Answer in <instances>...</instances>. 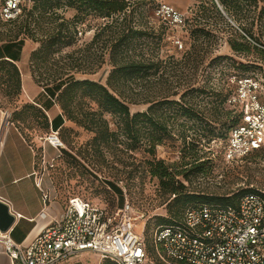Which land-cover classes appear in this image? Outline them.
Wrapping results in <instances>:
<instances>
[{
  "label": "rangeland",
  "instance_id": "rangeland-1",
  "mask_svg": "<svg viewBox=\"0 0 264 264\" xmlns=\"http://www.w3.org/2000/svg\"><path fill=\"white\" fill-rule=\"evenodd\" d=\"M140 1L145 2L139 9L141 15L134 13L132 21L148 35L140 39V43H143L140 46L137 45L136 49L130 53V57L149 63L157 62L160 71L155 76L151 75L147 81L132 85V91L129 89V92L136 94L140 99L169 94L178 100L179 95L185 91L187 93L180 102L192 104L203 118L201 122L185 118H180L177 122L184 120L189 128L193 124L194 127L202 130L199 134L210 127L214 128L216 133L223 134V137L216 136L207 140L200 136L194 137L193 130L187 129L185 143L179 137L181 128L175 124L172 129L175 133V141L167 140L157 146L154 152L156 160L162 161L171 170L174 168L178 170L185 162H191V153L188 148L191 141L196 140V154L202 163V172L189 173L186 180L181 176L178 177L187 191L214 197L229 196L248 189L263 192L264 151L253 152L240 160L227 161L223 155L224 139L228 133L225 129L229 121L236 116L225 103L218 108H215V103L219 102L217 95L222 98L229 91L226 82L229 74L236 69L242 73L247 72L244 70L264 68V61L259 60V56L254 51L249 50L246 55H240L230 49L228 40L236 36L234 33L230 34V29L227 28L228 16L220 11L215 1L214 4L221 15L210 11L207 0H186L187 6L175 4L174 0ZM161 2L173 5L183 14L184 27H170L156 19L154 8ZM30 4L31 1L25 0L24 6L28 7ZM201 6L208 10L204 9V11ZM262 6H264V0H258L255 7L253 5L246 7L249 10L248 18L240 21L248 24L254 18L253 30L258 38L264 41V18L258 21L256 19ZM58 14L70 20L76 14V10L65 8L59 10ZM83 17V22L76 25L75 42L72 46L64 48L62 54L73 51L72 56L78 58L77 62L82 69L94 70L88 73H76L77 78H89L105 84L111 70L109 54L104 53L103 62L97 68L99 49L94 47L87 51L86 45L94 32L102 25L112 24L111 29L115 30L122 15L101 18L95 12L88 11ZM13 28H15L14 23L0 20V42H5L6 32ZM195 29L210 31V36L196 40L194 33L191 32ZM177 39L182 43L181 49L174 43ZM25 42L35 44L29 39H24L23 45ZM69 60L65 58L58 65L66 64ZM256 63L258 64L254 65ZM240 64L244 67L240 68ZM27 66L31 73L29 63ZM41 77H44V73ZM31 78L38 87L39 98L49 101L42 87V81L38 85L33 77ZM2 88L0 86V106L3 109L13 112L20 110L24 104H32L20 101L22 95L25 97L22 89L20 95L13 98L5 96ZM125 92L129 95L128 90ZM128 106L131 113L145 110L147 107L146 104H128ZM53 107L59 109L57 104ZM224 111H230L229 117L224 114ZM26 112L30 115L15 124L28 141L36 139L40 142L39 147L35 149L34 168L37 175L45 176L47 179L48 194H51V197L63 206L66 205L69 197L76 196L101 206L109 212L127 201L134 211L143 212L145 215L146 224L145 220H141L135 225L134 231L143 236L148 248L149 261L157 264L158 256L152 243L153 232L159 224L158 218H169L170 215L166 203H163L166 196L158 179L148 172L153 156L149 155L144 148L130 151L124 145L111 146L98 151L91 143L93 134L65 118L61 127L55 131L62 146L58 149L49 148L48 141L52 135L50 128L43 126V118L33 110H26ZM59 113H61L60 109ZM181 213L182 211L179 216ZM102 258L99 253L85 251L72 256L65 264L107 263Z\"/></svg>",
  "mask_w": 264,
  "mask_h": 264
},
{
  "label": "trees",
  "instance_id": "trees-1",
  "mask_svg": "<svg viewBox=\"0 0 264 264\" xmlns=\"http://www.w3.org/2000/svg\"><path fill=\"white\" fill-rule=\"evenodd\" d=\"M30 1V6H22L21 13L16 19L8 21V23H14L15 28L6 32L4 47L12 50L13 54L8 56L9 59H0V86L3 87L2 92L5 96L15 98L20 95V72L14 62L17 61L24 39H29L37 44L36 48L29 54L31 75L38 85L42 81V87H44L49 99L48 107H42L46 111L49 107L57 104L61 113L49 121L41 107L34 104H24L20 110H14L11 113V122L17 123L20 120H24L30 115L26 110L31 109L43 118V126L50 128V131L58 130L65 118L84 130L91 132L93 134L91 143L98 151L116 145H124L130 151L144 148L149 155L153 156V160L149 163L148 172L151 176L158 179L163 194L166 196L163 203H166L167 211L170 215L169 218H158L159 224L155 228L180 224L185 210L199 204L234 206L242 196L254 192L264 197L263 192L253 189L220 197L187 191L178 177L181 176L186 180L189 177V173L197 174L202 172V163L196 154V140L191 141L190 148H188L191 153V162H185L180 166V169L176 170L174 168L171 170L162 161L156 160L154 155L155 148L167 140L175 141V133L172 131L175 124L181 128L179 137L185 143L187 142V129L193 130L192 135L194 137L200 136L207 140H211L216 136L223 137V134L220 132L216 133L214 128L211 127L206 128L204 132L199 134V131L202 130L194 127L193 124L189 128L184 123V120L177 122L180 118L193 121L200 120L201 122V118H203L202 114L196 111L192 104L180 102L187 93L185 91L179 95L178 100H175L169 94L140 99L137 98L136 94L129 92V89L132 91V85L145 82L151 75L155 76L160 71V66L157 62L149 63L130 57V53L136 49L137 45L140 46L143 43H140V39L148 35L145 30H141L132 21L134 13L137 12L141 15V10L139 9L144 5V1ZM207 1L211 12L214 11L219 15L220 11H222L237 26L235 28L227 24L230 34L234 33L236 36L228 40L230 49L240 55H246L249 50L254 51L259 56L258 59L264 61V49L247 39L249 38L256 44L264 46V41L260 40L253 30L254 18L248 24L240 21L248 18L249 10L246 7L251 5L255 7L258 0H216L221 7L220 11L217 10L214 4L215 0ZM65 8H74L76 10V14L72 19H64L61 14H58L59 10ZM201 9L207 8L201 6ZM88 11L95 12L101 18H112L116 14L122 15L121 21L117 24L115 30L112 31V24L106 23L102 25L94 32L91 40L86 45L87 51L94 47L99 49L97 68L103 62L104 53L108 52L109 54L111 70L107 75L105 84L89 78H77L75 76L76 73H88L94 70L82 69L77 62L78 58H73V51L62 54L64 48L72 46L75 42L76 25L83 22V15ZM263 18L264 6L260 8L256 19L258 21ZM191 32L194 33L196 40L210 36V31L206 32L201 29H195ZM65 58L70 59L69 62L58 65ZM239 67L243 68L244 66L240 64ZM41 70L43 72H40ZM263 70L264 68L261 67L244 70L247 72L242 73L238 72L237 69L233 72L242 75L252 71ZM42 73H44L43 78L41 77ZM36 75L37 78L35 79ZM126 90H128L129 95L126 94ZM217 98L219 102L215 103V108L225 103L226 96L220 98V95H217ZM128 104H146L147 107L145 110L131 113ZM224 114L229 117L230 111H224ZM236 120L234 117V119L229 121L225 131L229 132ZM227 136L224 139L225 142ZM180 211L182 213L179 216ZM105 261H107L105 264H114L109 259H105Z\"/></svg>",
  "mask_w": 264,
  "mask_h": 264
},
{
  "label": "built area",
  "instance_id": "built-area-1",
  "mask_svg": "<svg viewBox=\"0 0 264 264\" xmlns=\"http://www.w3.org/2000/svg\"><path fill=\"white\" fill-rule=\"evenodd\" d=\"M24 3L0 0V20L16 19ZM154 16L170 27L185 25L183 14L167 3L156 5ZM227 21L237 28L228 17ZM174 43L182 48L180 40ZM226 82L225 104L237 120L228 132L223 155L234 161L264 151V70L242 75L233 72ZM4 117L7 125L10 113L5 112ZM51 133L57 137L55 131ZM141 220L146 224L144 213L134 211L127 201L109 212L71 197L61 218L25 245L14 242L9 231L0 232V253L11 264H65L85 251L99 253L114 264H152L143 236L134 231ZM152 243L157 264H264V197L254 192L242 196L234 206L189 207L180 224L155 228Z\"/></svg>",
  "mask_w": 264,
  "mask_h": 264
},
{
  "label": "crops",
  "instance_id": "crops-1",
  "mask_svg": "<svg viewBox=\"0 0 264 264\" xmlns=\"http://www.w3.org/2000/svg\"><path fill=\"white\" fill-rule=\"evenodd\" d=\"M175 4L187 6L186 0H174ZM5 42H0V59H9L12 50L5 49ZM37 44L25 42L14 63L19 69L21 89L20 101L41 107L51 121L59 113V109L49 107L45 99H40L38 87L32 80L28 70L29 54ZM27 97V99H26ZM5 112L11 113L0 106V199L6 202L9 210L15 215V221L9 229L11 239L25 245L41 230L61 218L64 207L48 194L49 184L45 176L35 173V149L40 142L36 139L28 141L21 129L9 119L5 125ZM48 147L58 149L48 141ZM0 264H11L9 258L0 253Z\"/></svg>",
  "mask_w": 264,
  "mask_h": 264
},
{
  "label": "water",
  "instance_id": "water-1",
  "mask_svg": "<svg viewBox=\"0 0 264 264\" xmlns=\"http://www.w3.org/2000/svg\"><path fill=\"white\" fill-rule=\"evenodd\" d=\"M215 2L221 10L216 0ZM14 221L15 215L9 210L8 204L0 199V232L9 231Z\"/></svg>",
  "mask_w": 264,
  "mask_h": 264
},
{
  "label": "bare ground",
  "instance_id": "bare-ground-1",
  "mask_svg": "<svg viewBox=\"0 0 264 264\" xmlns=\"http://www.w3.org/2000/svg\"><path fill=\"white\" fill-rule=\"evenodd\" d=\"M49 139H50L52 144H56V145L60 144L62 146V143L59 141V139L57 137L55 138L53 136H50Z\"/></svg>",
  "mask_w": 264,
  "mask_h": 264
}]
</instances>
